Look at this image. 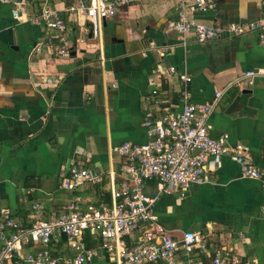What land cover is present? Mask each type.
Wrapping results in <instances>:
<instances>
[{
  "label": "crops",
  "instance_id": "crops-1",
  "mask_svg": "<svg viewBox=\"0 0 264 264\" xmlns=\"http://www.w3.org/2000/svg\"><path fill=\"white\" fill-rule=\"evenodd\" d=\"M180 1L123 4L96 38L87 20L68 10L71 0H30V14L41 12L46 3L59 10L68 27L64 39L43 25L18 22L12 4L0 2V213L10 209L26 218L39 202L43 216L50 218L77 194L98 202L97 193L110 187L109 175L98 186L72 191L61 185L62 169L73 160L100 163L105 173L117 169L115 148L125 141L147 142L146 116L180 109L185 91L192 101L208 103L216 89L223 90L209 117L211 134L228 133L232 144H246L254 165L264 169L260 32L183 43L167 31L178 18ZM213 2L207 11L187 12L200 22L225 25L264 16V0ZM45 40L48 44L36 51ZM61 48L69 55L59 53ZM168 66L191 76L187 87ZM251 70L261 72L248 76ZM209 165L211 180L192 184L183 197L179 190L160 193L156 181L146 183L147 193H159L161 223L177 235L211 230L214 246L231 247L249 264H264V182L243 177L228 155L211 157ZM97 240L89 238L88 245L97 246ZM59 253L75 255L65 241ZM85 264L119 262L100 248Z\"/></svg>",
  "mask_w": 264,
  "mask_h": 264
},
{
  "label": "built area",
  "instance_id": "built-area-1",
  "mask_svg": "<svg viewBox=\"0 0 264 264\" xmlns=\"http://www.w3.org/2000/svg\"><path fill=\"white\" fill-rule=\"evenodd\" d=\"M71 1L68 10L83 16L93 36L99 38L105 20L115 16L121 5L136 0ZM0 2L12 4V14L18 22L43 25L64 39L67 23L51 4L46 3L41 12L30 14V0ZM213 6V0H181L178 18L167 24V31L177 33L183 43L188 38L207 43L258 30L264 43V16L250 23L225 25L200 22L187 12L207 11ZM48 42L40 43L36 51L40 52L41 45ZM59 53L69 55V50L61 48ZM167 71L179 74L186 87L191 81L189 74L174 66H168ZM260 72L251 70L247 75ZM161 75L162 70L158 69L157 76ZM157 92L154 88L153 93ZM186 94L187 91L180 109L146 116L147 142L125 141L115 148L120 156L117 169L105 173L100 163L86 165L79 160L62 169L61 185L72 191L98 186L109 175L110 187L97 193L98 202L77 194L60 214L50 218L43 216L39 202L32 204L26 218L15 216L10 209L2 210L0 264H85L92 261L100 248L116 256L119 264H249L231 247L214 246L209 237L211 230L173 234L161 223L156 210L159 193L151 195L145 190L148 181H156L160 193L179 190L183 197L192 184L211 180L209 160L222 155L239 164L243 177L264 182V169L254 165L246 144H232L228 133L217 137L211 134L209 117L223 90L216 89L208 103L194 102ZM89 238L98 239L97 246H89ZM64 241L75 255L59 253Z\"/></svg>",
  "mask_w": 264,
  "mask_h": 264
},
{
  "label": "water",
  "instance_id": "water-1",
  "mask_svg": "<svg viewBox=\"0 0 264 264\" xmlns=\"http://www.w3.org/2000/svg\"><path fill=\"white\" fill-rule=\"evenodd\" d=\"M106 21V20H105Z\"/></svg>",
  "mask_w": 264,
  "mask_h": 264
}]
</instances>
